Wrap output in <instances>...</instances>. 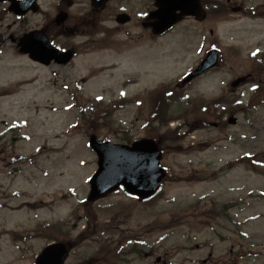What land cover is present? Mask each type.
<instances>
[{"label": "rangeland", "instance_id": "obj_1", "mask_svg": "<svg viewBox=\"0 0 264 264\" xmlns=\"http://www.w3.org/2000/svg\"><path fill=\"white\" fill-rule=\"evenodd\" d=\"M116 5L99 25L104 48L91 42L65 68L0 52V94L10 95L0 99V264H33L52 238L79 239L68 264H264V0H234L224 16L185 19L162 37L143 28L154 0L124 4L136 21L122 28ZM86 9L77 1L75 14ZM214 45L220 67L177 87ZM248 75L233 93L231 83ZM162 89L175 90L184 108L182 100L155 106ZM218 98L236 107V125L231 114L204 110ZM156 130L169 139L161 194L84 203L98 168L90 137L131 144Z\"/></svg>", "mask_w": 264, "mask_h": 264}, {"label": "water", "instance_id": "obj_2", "mask_svg": "<svg viewBox=\"0 0 264 264\" xmlns=\"http://www.w3.org/2000/svg\"><path fill=\"white\" fill-rule=\"evenodd\" d=\"M156 2L159 10L151 16V18H159L152 24L155 34H163L178 23L181 20V16L177 15L179 10L184 15L196 16L199 20L205 18L199 0H156ZM21 51L30 53L32 59L46 65L50 64L52 60L65 64L72 56L71 52L61 55L48 45L38 52H29V50L23 49ZM218 60L217 51L210 53L199 69L190 75L183 84L216 67ZM245 80V78L239 79L233 86L237 87ZM231 123L235 124L236 120H232ZM91 147L99 157V171L91 180V202L105 197L121 187H124L129 194L147 200L162 187V181L166 177L167 171L161 167L162 153L159 145L154 141L145 139L128 147L102 143L93 137ZM67 257V249L63 245H55L43 253L38 264H64Z\"/></svg>", "mask_w": 264, "mask_h": 264}, {"label": "flooded vegetation", "instance_id": "obj_3", "mask_svg": "<svg viewBox=\"0 0 264 264\" xmlns=\"http://www.w3.org/2000/svg\"><path fill=\"white\" fill-rule=\"evenodd\" d=\"M38 1L39 10L38 13L30 11L25 17L18 18L10 12V8L7 7L5 18L8 23L5 25L6 35L1 36L0 43L5 44L7 41L15 44L20 38L26 34L43 30L49 37H51L56 46L62 50L71 48L73 43H76V37H84L82 44L78 45V49L88 48V39L92 36L93 29L98 26L102 20V13L107 10V6L116 2L123 8H130L125 6L126 3L136 4V0H108V5L105 9H96L90 5L89 12L85 16L77 17L73 13L76 2L75 0H56L53 6L54 15L52 17H46L42 23H39L38 16L44 10V4L41 0ZM90 2L89 0H87ZM231 3V0H228ZM91 3V2H90ZM128 13L131 16V22L136 21V9L130 8V11L126 9L119 10L116 14ZM65 15L64 19H60V15ZM128 23V24H130ZM128 24L122 25L127 26ZM0 30H2V22L0 21Z\"/></svg>", "mask_w": 264, "mask_h": 264}, {"label": "trees", "instance_id": "obj_4", "mask_svg": "<svg viewBox=\"0 0 264 264\" xmlns=\"http://www.w3.org/2000/svg\"><path fill=\"white\" fill-rule=\"evenodd\" d=\"M159 108H160V106H159ZM157 116H162V115H160L159 113H157Z\"/></svg>", "mask_w": 264, "mask_h": 264}, {"label": "snow or ice", "instance_id": "obj_5", "mask_svg": "<svg viewBox=\"0 0 264 264\" xmlns=\"http://www.w3.org/2000/svg\"><path fill=\"white\" fill-rule=\"evenodd\" d=\"M254 55H255V53H254Z\"/></svg>", "mask_w": 264, "mask_h": 264}]
</instances>
